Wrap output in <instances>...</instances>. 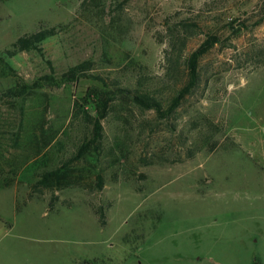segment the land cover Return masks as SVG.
<instances>
[{"label": "rangeland", "instance_id": "374dc122", "mask_svg": "<svg viewBox=\"0 0 264 264\" xmlns=\"http://www.w3.org/2000/svg\"><path fill=\"white\" fill-rule=\"evenodd\" d=\"M82 1L0 5V51L39 28H62L41 45L42 56L11 60L22 81L59 80L68 68L92 61L122 87L142 76L143 85L160 89L167 85L166 21L197 23L191 36L177 28L188 37L185 56L209 30L219 41L200 60L196 87L169 120L130 105L119 109L114 99L99 147L76 163L88 169L87 186L28 198L36 179L19 173L0 190V264H264V0H101L100 14H82ZM232 16H240L236 32L227 25ZM13 85L0 78V93ZM92 86L102 85L82 78L38 92L49 139L39 156L26 141L33 132L40 138L27 125L40 104L0 101V173L45 155L50 168L76 154L91 127L81 116L71 118L72 106ZM99 207L103 226L93 211Z\"/></svg>", "mask_w": 264, "mask_h": 264}, {"label": "trees", "instance_id": "16d2710c", "mask_svg": "<svg viewBox=\"0 0 264 264\" xmlns=\"http://www.w3.org/2000/svg\"><path fill=\"white\" fill-rule=\"evenodd\" d=\"M9 0H0V5ZM83 0L80 6L82 14L91 13L93 9H98L100 14L103 9L99 7L101 0ZM102 9V10H101ZM264 11V6L260 12ZM243 13V12H242ZM96 14V15H98ZM247 14V12H244ZM263 17V16H262ZM229 19V20H228ZM240 16H232L227 18V25L236 32L234 25L238 24ZM169 21L165 22V26L169 28V48L164 49V62L165 71L163 74L164 82L167 84L165 87L157 89L146 87L143 85L142 76L136 79V85L132 88L122 87L118 80H111L109 77H103L100 72L94 68V62L84 61L68 68L60 75V79H55L54 76H43L37 79L32 84H27L22 81L11 65V60L16 58L21 53L36 52L43 55L41 45L55 37L62 31L61 26H52L48 28H39L32 33H26L19 36L10 46L0 51V78H12L14 85L7 88L0 93V101L16 102L20 99L34 98L32 101L40 106L41 110H37L32 114V119L28 121L27 125L40 133V138L34 132L28 137L29 144L34 148L35 155H40L42 149L48 147L49 139L44 136V123L46 105L43 106L44 94L38 93L43 87H54L59 84L69 85L79 79L88 78L93 81L99 82L102 86H92L83 97L74 101L72 106L71 118L82 117L90 127L89 137H84L82 143L77 149L76 154H72L69 158L59 160L58 164L53 167H46L47 155L34 159L31 164L25 167H14L10 175L3 176L0 173V190L11 187L17 177L27 173L34 175L36 179L30 182V193L28 198L32 197L33 193L44 194L45 192L54 193L67 188L85 187L87 186L86 173L88 169L84 170L82 167L77 168L76 163L85 160L92 149H97L102 140V120L106 118L108 113L112 110L111 104L114 99H119V109H129V105L139 109L142 112H153L156 119L161 121L169 120L179 106L183 103L185 98L196 87L198 82V65L200 60L209 53L214 45L219 41L218 34L209 30L202 43L187 56H185V47L188 37L179 34L177 28H181L183 32L191 36L198 30L197 23L190 20H183L180 25H173L170 27ZM262 18H260V22ZM183 75V76H182ZM184 79L182 85H176L178 78ZM114 86L113 90H108L109 87ZM168 91V92H167ZM42 142V143H40ZM33 153V154H34ZM151 163V161H149ZM38 169H42L37 172ZM20 176V177H21ZM96 190L100 191L103 188V176L100 172L95 174ZM55 199V198H53ZM53 206V201L49 203V207ZM100 225L105 224V215L102 207L93 208ZM79 264H100L98 262L84 261Z\"/></svg>", "mask_w": 264, "mask_h": 264}]
</instances>
